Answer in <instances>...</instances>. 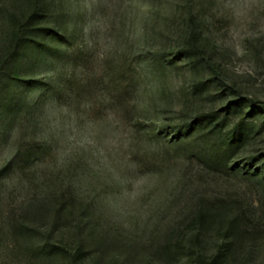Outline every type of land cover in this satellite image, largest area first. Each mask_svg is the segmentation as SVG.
<instances>
[{
  "label": "rangeland",
  "instance_id": "1",
  "mask_svg": "<svg viewBox=\"0 0 264 264\" xmlns=\"http://www.w3.org/2000/svg\"><path fill=\"white\" fill-rule=\"evenodd\" d=\"M50 1L59 57L7 65V7L27 0H0V264H69L60 242L84 264H199L223 244L218 223L192 240L200 199L244 217L228 264H264V0ZM218 124L243 131L240 171L210 165Z\"/></svg>",
  "mask_w": 264,
  "mask_h": 264
},
{
  "label": "trees",
  "instance_id": "2",
  "mask_svg": "<svg viewBox=\"0 0 264 264\" xmlns=\"http://www.w3.org/2000/svg\"><path fill=\"white\" fill-rule=\"evenodd\" d=\"M50 2V0H27V6L21 12V15H18V13L14 11L16 8L13 4L10 6V9L7 7L9 28L4 46L7 65L10 64L12 59L19 53L24 56L32 53L33 55L29 58L37 62V65H47L51 63L48 62L49 59L53 60L59 57L60 54L57 48H55L56 46L52 48L48 43L53 41V43L61 45V43L65 42L63 39H65L66 36L63 32L67 31V25L61 17L57 18L56 15L52 14L53 9L51 8ZM191 24L192 41L196 42L197 38L200 36V32L197 30L193 19L191 20ZM41 55H43V57H41ZM214 118V116H209V119L201 118L197 121L184 122L178 125L174 135L170 138L168 143L174 146L181 144L193 133L196 127L202 130L210 125ZM220 126L219 124L214 125L210 132H217V127ZM163 129H165V126H163L162 130ZM242 142L243 131L238 125L224 136L219 132L215 133V137L211 142H205L203 144L206 154L215 159L209 160L211 167L216 166L240 171V166L236 163L232 164L231 158L234 152L240 148ZM254 163L255 160L249 161L251 166H253ZM10 167L11 161L3 167L2 171L10 169ZM261 178L264 179V166L262 168ZM225 205L220 203L219 206L215 208V204L200 199L196 206H193V209H191L193 222L196 226V233L192 235V240L195 243L198 244L202 241L204 229L212 227L217 223L219 224V229L223 236V244L210 256H200L198 259L199 264H228L231 250L235 245L240 246L244 240L243 230H245L244 227L246 225L243 222L244 217L238 214H226L224 209ZM47 245V247L50 248V253L56 251L67 256L69 264L85 263V255L87 254V245L85 242H80L75 245L74 248H71V246L67 247V245L62 242L56 246ZM178 252L179 243H170V241L166 240L159 254L168 256V258H173ZM46 254L48 257L52 255Z\"/></svg>",
  "mask_w": 264,
  "mask_h": 264
}]
</instances>
